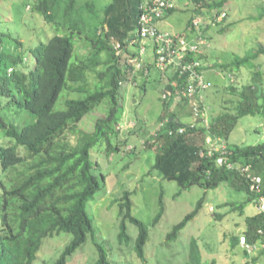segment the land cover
<instances>
[{"label":"trees","instance_id":"1","mask_svg":"<svg viewBox=\"0 0 264 264\" xmlns=\"http://www.w3.org/2000/svg\"><path fill=\"white\" fill-rule=\"evenodd\" d=\"M226 1L192 0L187 9L192 11L191 16L207 12L211 23H221L216 17L224 10ZM143 3L144 0H111L98 13L90 0H22L16 5V13L29 4L31 12L37 13L44 25H50V32H44L43 40L38 37L32 48L22 40L19 22L0 14V264H38V253L45 240L54 236L66 238L67 244L52 264H67L69 256L88 241L94 244L96 251L85 264H108V248L97 238L94 217L86 210L88 202L105 186L107 178L98 172L99 164L90 153L98 145L97 152L103 148L106 156H110L122 151L126 145L125 141L113 143L112 140L119 135L124 113L120 102L122 84L135 78L138 60H131L138 57V52L130 50L129 41L137 36ZM178 10L180 8L171 10L165 17ZM260 11L262 17L264 8ZM13 21L16 26L11 24ZM30 27L31 31L36 30L33 25L26 29ZM82 35L88 41L89 54L72 62L74 39ZM114 43H119V52L114 50ZM135 45L139 46V43ZM256 47L221 67L231 70L254 67L252 60L260 53L264 54V44L259 43ZM145 67L150 68L152 64ZM145 67L140 69L141 75ZM155 71L163 76L162 72ZM261 74V70H256L240 88L229 86L236 96L233 110L213 116L208 128L201 123L190 128L176 109L170 110L177 89L165 83L162 92H166L168 98L161 99L162 115L158 120L166 117L171 120L156 131L153 144L146 142L154 135H147L142 140V144L149 147L158 144L149 175L145 177L174 181L180 189L197 185L207 190L224 182L247 193V199L238 207L235 205L241 213L246 202L255 204L249 182L236 166H218L215 160L219 153L201 157L199 151L208 133L224 140L241 116L264 115ZM146 83L147 80H142L140 86L145 88ZM64 90L79 97L67 98L65 108L56 110L55 104ZM185 100L187 103L188 99ZM102 105L103 115L95 119L93 129L77 139L79 123L90 111ZM137 123L141 128L140 118ZM179 127L185 128L184 133L177 132ZM170 129L174 131L172 135L168 134ZM197 134H200L201 142H197ZM71 138H75L74 143ZM128 146L133 149L136 144L127 143ZM226 149L227 162L250 165L253 172L264 179V141L251 145L226 144ZM126 191L117 200L118 216H121L117 240L127 244L130 240L127 222L135 224L138 235L134 249L146 260L143 246L148 239V229L132 215V192ZM159 197L163 198L162 192ZM203 199L199 198L194 210L173 226L167 234L168 240L175 239L178 231L196 215ZM159 206L158 214L163 211L160 200ZM260 228L264 229V213L256 211L244 217L243 234L250 243L262 239L257 232ZM229 244L231 248L238 246V234L229 237ZM199 252L192 245L189 259L180 264H216L214 260L204 262ZM243 252L242 264L256 261L257 258ZM256 252L264 258V249ZM42 262L48 264V259L43 257Z\"/></svg>","mask_w":264,"mask_h":264},{"label":"rangeland","instance_id":"2","mask_svg":"<svg viewBox=\"0 0 264 264\" xmlns=\"http://www.w3.org/2000/svg\"><path fill=\"white\" fill-rule=\"evenodd\" d=\"M22 0H0V14L3 17H10L18 21L22 29L21 38L25 44L32 48L40 37L44 39L48 34V26L44 25L42 18L35 12H31L29 4L22 6L16 13V5ZM27 1V0H23ZM100 12V8L111 0H90ZM224 7V8H223ZM221 12L224 15L217 16V21L221 23H211L206 29V35L210 41V48L204 58L207 66H204V76L211 82L203 93L204 103L208 117L220 112L232 111L236 96L230 91L229 86L248 82L251 74L256 70H261V86L264 89V54L260 53L257 59H253L254 67L240 69L238 74L235 70H230L233 77L227 75L228 72L221 71L220 65L227 64L237 57L245 56L256 44H264V15L261 17L260 9L264 8V0H227ZM192 9V8H191ZM6 11H9L6 13ZM192 11L189 9L178 10L169 15L160 26L173 33H182L190 36L191 30L188 28V20ZM209 16V13H207ZM20 20V21H19ZM13 26L16 23L11 22ZM36 29L31 31L26 29L29 26ZM38 31V32H37ZM136 31V30H135ZM76 35V34H75ZM75 48L72 62L77 58L85 57L89 54V44L82 35L74 39ZM145 53L144 62L152 61L150 50L151 43L148 40L143 42ZM30 60L33 62L32 54ZM105 58V56H104ZM29 64L30 60L27 58ZM259 66H258V65ZM208 65L210 67H208ZM151 71L150 78L147 79L145 88H142V75L136 72L134 79L130 78L122 84L120 95L124 107L123 118L119 135L113 139L134 145L126 147L119 153L106 156L103 148L99 151L96 145L90 153L99 164L98 172L103 173L107 178L105 186L99 190L86 207L87 213L94 217L96 236L100 241H105V246L109 249V258L113 264H179L189 259V251L195 245L204 262L214 260L216 264H242L244 252L240 247L231 248L229 237L239 234L244 230V217L256 213V206L253 202H246L243 213L237 210L239 203L247 199V193L236 190L222 182L216 188L204 190L194 185L190 188H179L174 181H168L162 177L149 175L150 166L153 164L158 144L147 146L146 143L153 144L151 140L142 144V140L147 135L152 136V132L157 123V118L162 115L161 94L165 81L162 76L155 71ZM234 71V72H232ZM234 78L232 82L231 79ZM235 86V85H234ZM236 87V86H235ZM79 97L74 92L64 90L59 96L55 109L65 108L64 102L67 98ZM175 103V102H174ZM173 103V104H174ZM176 109V110H175ZM104 106L90 111L79 123V132L76 136L88 134L95 123V119L103 115ZM170 110L177 111L185 122H190V107L184 101L177 105L170 106ZM137 118L142 121L141 128H138ZM33 117L30 118V121ZM145 126V128H143ZM197 142H201L200 134H197ZM227 145H251L264 141V115L262 113L248 114L241 116L227 139ZM1 142V138H0ZM75 142V138H71ZM92 159V158H91ZM127 190V191H126ZM132 192V215L140 220L148 229V239L143 246L145 259L142 260L135 252V239L138 229L135 224L127 222V234L130 240L127 245L117 240L119 222V204L123 192ZM163 194L161 199L159 196ZM204 195V196H203ZM203 197V203L196 215L190 219L184 227L178 231L175 239L168 240L167 234L175 224L180 222L187 214L196 207L199 198ZM116 200V201H113ZM159 200L163 203V211L159 212ZM122 201V200H121ZM120 201V202H121ZM233 203V204H230ZM64 235V234H61ZM67 239L61 236L45 240L44 247L38 253V264L43 257L48 259V264H52L57 259L60 252L67 244ZM94 244L88 241L84 246L76 250L69 256V263L85 264L89 257L96 251ZM252 258H257L251 264H264V258L259 257V252L253 254ZM78 258V259H77ZM73 259V261L71 260Z\"/></svg>","mask_w":264,"mask_h":264},{"label":"built area","instance_id":"3","mask_svg":"<svg viewBox=\"0 0 264 264\" xmlns=\"http://www.w3.org/2000/svg\"><path fill=\"white\" fill-rule=\"evenodd\" d=\"M192 0H144L141 6V12L138 18L137 36L129 41L130 50H137L138 57L131 60L136 62V70L145 67L148 62H144L143 54L145 53L144 40L151 43L152 64L150 68H144L142 76L147 77L151 73V69L162 72L163 79L169 83L172 88L177 89L176 99L187 98L190 106L192 120L190 121V128L195 127L196 124L201 123L203 126H208L209 121L206 110L203 104V92L211 84L209 80L204 78L202 71V63L199 55L207 47V40L205 39L201 29L204 27L206 21L210 20L207 12L199 13L191 16L189 19V27L192 30L190 36L182 33H173L159 27V22L162 21L168 12L175 9L186 10L189 5H192ZM181 6V7H178ZM225 12H221L219 16ZM222 14V15H224ZM217 20V17H216ZM139 43V46L135 44ZM116 52L120 51L119 43L113 44ZM162 99H167L168 94L162 92ZM166 117L163 123L168 121ZM161 122V125L163 123ZM185 128L179 127L177 132L184 133ZM173 130H169V134H173ZM226 144L219 138L211 134L205 137V145L200 149L199 155L201 157H211L215 153H219L216 157V164L218 166L226 165L227 168H234L245 175L249 182V191L254 194V202L257 212L264 213V193L263 190V176L256 174L251 169L250 165H235L232 162H227L225 159ZM260 239L256 243H250L247 236L243 233L239 235V247L247 254L253 255L258 249H264V229H258Z\"/></svg>","mask_w":264,"mask_h":264},{"label":"clouds","instance_id":"4","mask_svg":"<svg viewBox=\"0 0 264 264\" xmlns=\"http://www.w3.org/2000/svg\"><path fill=\"white\" fill-rule=\"evenodd\" d=\"M210 21V20H209ZM189 20H188V28L190 29V27H189ZM207 24V21H206V23H205V25H204V27H202V29H201V31H202V33H203V35H204V37H205V39L207 40V47L203 50V52H202V54L201 55H199V58H200V60H201V63H202V71L204 72V66H203V64L205 65V66H207L205 63H203L204 62V58H205V56L207 55V52H208V50H209V48H210V41H209V38H208V36L206 35V26H208V25H206ZM208 24H211V22H209ZM191 30V29H190ZM191 32H192V30H191ZM192 34V33H191ZM148 64H149V62H148ZM151 64V63H150ZM208 67H210L209 65H208ZM154 69H151V71H153ZM140 70H136V72H139ZM140 74V73H139ZM150 75H151V73H150ZM150 75L149 76H147V77H144V76H142V78L144 79V80H147V79H149L150 78ZM204 75V74H203ZM135 76H136V73H135ZM204 78H206L205 76H204ZM162 79H163V76H162ZM164 80V79H163ZM165 81V80H164ZM166 83V82H165ZM204 93V92H203ZM177 94V93H176ZM162 95V94H161ZM174 96H176V95H174ZM181 101H184L185 103H186V100L185 99H181L180 101H179V103L181 102ZM175 102V103H174ZM173 106L174 105H177V100H174L173 101ZM186 104H188V102L186 103ZM203 104H204V107H205V103H204V98H203ZM189 106V105H188ZM190 107V106H189ZM205 110H206V107H205ZM190 114H191V110H190ZM206 114H207V117L209 116L208 115V113H207V111H206ZM190 116H192V114L190 115ZM160 117V116H159ZM159 117L157 118V123H155L154 125H155V128H154V130H153V132H152V135H154V138H152L151 139V141L154 143L155 142V138H156V136H157V130L159 129V128H161V127H163V126H165L171 119L168 117L167 119H168V121H166L165 123H163L162 121H164V119L162 120V121H159L158 119H159ZM208 121L210 122V119H209V117H208ZM161 122L163 123V125H161ZM189 124H190V122H188ZM202 125V124H201ZM203 126V125H202ZM208 126H209V124H208ZM208 126L206 127V126H204V127H206V128H208ZM144 128H145V126H144ZM121 129V128H120ZM171 130V129H170ZM168 134H169V131H168ZM208 134H211V133H208ZM207 134V135H208ZM170 135V134H169ZM206 135V136H207ZM211 135H213V134H211ZM205 136V137H206ZM214 136V135H213ZM215 137H217V136H215ZM223 140V139H222ZM224 141V140H223ZM144 144V143H143ZM204 145H205V139H204ZM203 145V146H204ZM130 149H131V147H130ZM132 151V149L130 150V152ZM240 233H243V231H241ZM240 233L238 234V240H239V235H240ZM129 237V236H128ZM129 239H130V237H129ZM129 242V241H128ZM128 242H127V244H128ZM104 243H105V241H102V245L104 246ZM121 243H123L124 245H127L126 244V242H124V241H122ZM238 247H239V242H238ZM107 248V247H106ZM109 253H110V248L109 249H107V256H106V260H107V263L108 264H113V261L109 258ZM200 253V252H199ZM201 255V254H200ZM144 256H145V254H144ZM201 257H202V255H201ZM202 259L204 260V258L202 257ZM72 261H73V259H71ZM143 260V259H142ZM70 261V260H69ZM69 261H67V264H70L69 263ZM144 261V260H143ZM211 261V260H210ZM210 261H208V262H210ZM206 262V261H205ZM78 262H74V264H77ZM180 264V263H179Z\"/></svg>","mask_w":264,"mask_h":264},{"label":"crops","instance_id":"5","mask_svg":"<svg viewBox=\"0 0 264 264\" xmlns=\"http://www.w3.org/2000/svg\"><path fill=\"white\" fill-rule=\"evenodd\" d=\"M172 14H173V13H172ZM166 18H167V17H165L162 21L159 22V27L163 24V22L165 21ZM160 28H161V27H160ZM162 29H164V28H162ZM257 44H258V43H257ZM257 44H256V46H257ZM256 48H257V47H256ZM257 58H258V57H257ZM227 64H229V63H227ZM227 64H221V65H220L221 71H226V72H228L227 75H229V77H233V76H232L233 73H230V72H229V70H231L230 67H227V68L221 67V66H223V65L226 66ZM240 69H242V68H240ZM240 69H239V70H235V71L239 74V73H240ZM232 72H234V71H232ZM231 81L233 82V81H234V78H232ZM245 83H246V82H243V83H241V84L239 83V85H243V84H245ZM233 85H236V84H233ZM237 86H238V85H237ZM238 87H239V86H238Z\"/></svg>","mask_w":264,"mask_h":264}]
</instances>
